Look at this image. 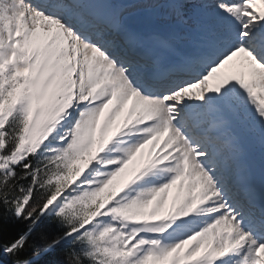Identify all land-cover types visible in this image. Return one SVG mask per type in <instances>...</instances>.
Wrapping results in <instances>:
<instances>
[{"label":"snow or ice","instance_id":"snow-or-ice-1","mask_svg":"<svg viewBox=\"0 0 264 264\" xmlns=\"http://www.w3.org/2000/svg\"><path fill=\"white\" fill-rule=\"evenodd\" d=\"M0 264H264V0H0Z\"/></svg>","mask_w":264,"mask_h":264},{"label":"trees","instance_id":"trees-1","mask_svg":"<svg viewBox=\"0 0 264 264\" xmlns=\"http://www.w3.org/2000/svg\"><path fill=\"white\" fill-rule=\"evenodd\" d=\"M21 227H22V225H21Z\"/></svg>","mask_w":264,"mask_h":264}]
</instances>
